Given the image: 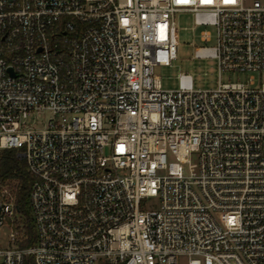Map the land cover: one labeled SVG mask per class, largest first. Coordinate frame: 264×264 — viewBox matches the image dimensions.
<instances>
[{"label":"built area","instance_id":"1","mask_svg":"<svg viewBox=\"0 0 264 264\" xmlns=\"http://www.w3.org/2000/svg\"><path fill=\"white\" fill-rule=\"evenodd\" d=\"M182 13L216 30L195 57L259 85L194 89L181 73L162 89ZM39 111L48 123L27 128ZM4 149H22L32 176L26 249ZM6 227L0 264H264V2L0 0Z\"/></svg>","mask_w":264,"mask_h":264},{"label":"rangeland","instance_id":"2","mask_svg":"<svg viewBox=\"0 0 264 264\" xmlns=\"http://www.w3.org/2000/svg\"><path fill=\"white\" fill-rule=\"evenodd\" d=\"M252 1V0H250ZM264 2V0H261ZM177 27V59L171 65H158L155 68L156 75L160 78L161 87L164 90H176L179 88L181 73L189 74L192 77L194 89H215L219 83L243 82L249 84L250 78L254 76L255 86L260 83V76L256 72L249 71H222L219 73L218 61L213 57H195L197 47H214L216 45V30L213 26H196L191 13H182L175 16ZM208 31L211 39L204 41L201 33ZM51 112L39 111L30 113L25 119L27 128L43 127L48 123ZM172 158H170L171 160ZM196 165L194 160L193 166ZM155 199H149L152 204ZM9 228H2L0 234V247L9 246ZM188 258L181 257L179 264H187Z\"/></svg>","mask_w":264,"mask_h":264},{"label":"trees","instance_id":"3","mask_svg":"<svg viewBox=\"0 0 264 264\" xmlns=\"http://www.w3.org/2000/svg\"><path fill=\"white\" fill-rule=\"evenodd\" d=\"M22 149H4L1 152V179L6 183L16 196L20 231L24 238L19 242V247L26 249L36 241V229L30 207V190L32 176L27 170ZM24 264H36L32 256L25 258Z\"/></svg>","mask_w":264,"mask_h":264}]
</instances>
